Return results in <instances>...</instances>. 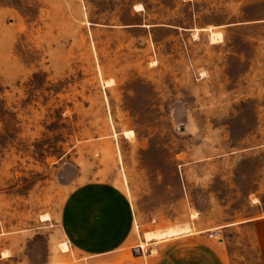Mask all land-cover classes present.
I'll use <instances>...</instances> for the list:
<instances>
[{
	"label": "rangeland",
	"instance_id": "obj_1",
	"mask_svg": "<svg viewBox=\"0 0 264 264\" xmlns=\"http://www.w3.org/2000/svg\"><path fill=\"white\" fill-rule=\"evenodd\" d=\"M138 4L188 30L115 27ZM84 187L128 191L138 225L264 211V0H0V213L57 223ZM57 229L35 231L36 255ZM230 235L234 264H261L250 230Z\"/></svg>",
	"mask_w": 264,
	"mask_h": 264
},
{
	"label": "crops",
	"instance_id": "obj_2",
	"mask_svg": "<svg viewBox=\"0 0 264 264\" xmlns=\"http://www.w3.org/2000/svg\"><path fill=\"white\" fill-rule=\"evenodd\" d=\"M144 11L145 7L140 11L132 5L131 12L141 20L115 27L144 30L149 34L156 30L176 33L188 30L186 27L147 23ZM92 190L94 188L77 189L66 198L57 223H53L52 218L43 221L40 216L35 219L31 215L30 224L14 226L13 220L8 222L7 217L0 213V264H234L229 247L233 229L250 230L261 264H264V211L260 212L256 201L249 204L253 211L250 216L226 218L218 225L202 220L200 211H196L198 217H192L191 209L186 216L175 220L173 216L138 225L140 217L136 202L128 191L117 187L111 192L95 194ZM153 223V227L145 229ZM156 223L161 225L160 228ZM186 224L190 227L184 233L145 238L146 232ZM50 226L58 228L57 236H53L54 247L49 236L46 246L42 245L41 252L36 255L35 231L45 233ZM215 230L220 235L211 238L209 234ZM64 242L69 246L67 251L60 246ZM135 248L140 249L139 254L134 253Z\"/></svg>",
	"mask_w": 264,
	"mask_h": 264
},
{
	"label": "bare ground",
	"instance_id": "obj_3",
	"mask_svg": "<svg viewBox=\"0 0 264 264\" xmlns=\"http://www.w3.org/2000/svg\"><path fill=\"white\" fill-rule=\"evenodd\" d=\"M137 10H144V6L142 5V4H138V5H136V7H135ZM210 37H211V40L213 41V42H218L219 40H221L222 38H223V35H222V33L221 32H214V31H211V33H210ZM222 41V40H221ZM98 43V42H97ZM96 43V44H97ZM95 45V44H94ZM97 46H98V44H97ZM105 84H107L108 85V83H105ZM106 85V86H107ZM134 131H133V129L132 130H126V131H124V135L127 137V138H129V137H133L134 136ZM183 154V153H182ZM184 155V154H183ZM181 156V155H180ZM179 158H181V157H179ZM55 160V159H54ZM51 219V217H50V215L49 214H45V215H43L42 216V220L43 221H47V220H50ZM61 248L63 249V251H67V250H69V246H68V244L66 243V242H64V243H62L61 245ZM143 247V246H142Z\"/></svg>",
	"mask_w": 264,
	"mask_h": 264
},
{
	"label": "built area",
	"instance_id": "obj_4",
	"mask_svg": "<svg viewBox=\"0 0 264 264\" xmlns=\"http://www.w3.org/2000/svg\"><path fill=\"white\" fill-rule=\"evenodd\" d=\"M220 235L219 231L218 230H215L214 232H210L209 236L212 238V237H218ZM140 249L139 248H135L134 249V253L135 254H139L140 252Z\"/></svg>",
	"mask_w": 264,
	"mask_h": 264
},
{
	"label": "water",
	"instance_id": "obj_5",
	"mask_svg": "<svg viewBox=\"0 0 264 264\" xmlns=\"http://www.w3.org/2000/svg\"><path fill=\"white\" fill-rule=\"evenodd\" d=\"M140 252V251H139Z\"/></svg>",
	"mask_w": 264,
	"mask_h": 264
}]
</instances>
